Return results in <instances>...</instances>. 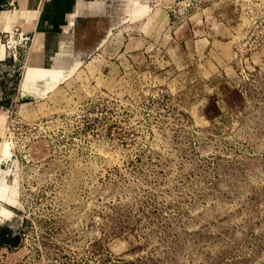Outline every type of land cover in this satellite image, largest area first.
<instances>
[{
	"label": "rangeland",
	"instance_id": "374dc122",
	"mask_svg": "<svg viewBox=\"0 0 264 264\" xmlns=\"http://www.w3.org/2000/svg\"><path fill=\"white\" fill-rule=\"evenodd\" d=\"M54 1L0 35V264H264V0Z\"/></svg>",
	"mask_w": 264,
	"mask_h": 264
},
{
	"label": "crops",
	"instance_id": "0c3cea01",
	"mask_svg": "<svg viewBox=\"0 0 264 264\" xmlns=\"http://www.w3.org/2000/svg\"><path fill=\"white\" fill-rule=\"evenodd\" d=\"M71 1V0H68ZM75 2V8L77 7ZM56 1L51 0H0V35L6 33L9 25L16 24V27L31 32L43 31L42 33L51 31L55 27H60L66 20L70 19V15L66 13H56L51 10V5ZM70 4V2H68ZM81 5V3H79ZM89 8L85 6L79 9V14L89 15ZM72 25V22L70 23ZM4 47V46H3ZM59 51H64L61 48ZM5 56V48L0 57ZM34 62V63H33ZM31 68H38L36 60H32Z\"/></svg>",
	"mask_w": 264,
	"mask_h": 264
},
{
	"label": "bare ground",
	"instance_id": "6f19581e",
	"mask_svg": "<svg viewBox=\"0 0 264 264\" xmlns=\"http://www.w3.org/2000/svg\"><path fill=\"white\" fill-rule=\"evenodd\" d=\"M3 45L0 44V57L2 56L3 54ZM45 71L43 72V70H41L40 68H29L28 72H27V76H26V86L32 84L34 81H35V78L39 75H44ZM7 192V187L6 185L3 183V182H0V197H4L5 194ZM4 210H1V214H4L3 213ZM7 214L9 215V213L7 212ZM6 215V214H5ZM7 216V215H6Z\"/></svg>",
	"mask_w": 264,
	"mask_h": 264
},
{
	"label": "built area",
	"instance_id": "2783aa9c",
	"mask_svg": "<svg viewBox=\"0 0 264 264\" xmlns=\"http://www.w3.org/2000/svg\"><path fill=\"white\" fill-rule=\"evenodd\" d=\"M3 61H5V57H3V59H0V62H3Z\"/></svg>",
	"mask_w": 264,
	"mask_h": 264
}]
</instances>
